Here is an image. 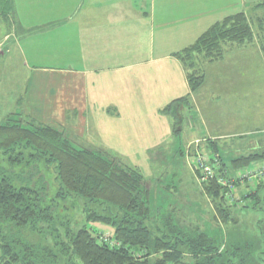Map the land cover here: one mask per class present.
<instances>
[{"label": "trees", "instance_id": "obj_1", "mask_svg": "<svg viewBox=\"0 0 264 264\" xmlns=\"http://www.w3.org/2000/svg\"><path fill=\"white\" fill-rule=\"evenodd\" d=\"M8 12L9 0H0V14ZM252 40L250 23L239 13L215 23L175 55L184 65L190 90L203 84V75L194 71L195 56L219 60L225 44ZM180 107L182 103L175 101L166 109L173 110L175 134L181 130L176 114ZM14 116L16 120L0 124V154L7 162V168L0 167V264L220 263L227 249L213 231H199L190 224L180 228L170 214L156 222L150 188L118 155L88 147L72 132L24 113ZM204 140L208 154L203 160L214 177L203 178L193 165L212 206L211 222L234 225L242 210L261 211L264 179L251 181L248 173L264 168L249 169L264 164V150L251 145L234 156L218 145L217 138ZM219 178L231 188L220 185ZM239 184L247 190L241 191ZM78 200L97 205L103 214L84 209L77 221L73 215ZM257 229L264 244V218ZM232 252L229 255L245 256L249 246H236Z\"/></svg>", "mask_w": 264, "mask_h": 264}, {"label": "crops", "instance_id": "obj_2", "mask_svg": "<svg viewBox=\"0 0 264 264\" xmlns=\"http://www.w3.org/2000/svg\"><path fill=\"white\" fill-rule=\"evenodd\" d=\"M39 1L41 29L16 40L29 68L22 113L124 158L172 144L166 109L192 93L175 55L215 23L244 14L264 49V0Z\"/></svg>", "mask_w": 264, "mask_h": 264}, {"label": "rangeland", "instance_id": "obj_3", "mask_svg": "<svg viewBox=\"0 0 264 264\" xmlns=\"http://www.w3.org/2000/svg\"><path fill=\"white\" fill-rule=\"evenodd\" d=\"M42 6L39 0H9L8 14H0V124L8 118L14 121V115L22 113L29 68L23 65L21 48L16 40L18 32L23 29H41L38 7ZM45 10L43 15L49 18V10ZM262 25L264 27V22ZM43 27L54 28V20L47 21ZM251 42L225 44L219 60L193 58L194 71L198 70L203 75V84L195 92L191 91L189 98L179 100L182 107L176 114L181 118L178 122L182 131L173 132L172 144L135 149L139 155L134 157L132 154L128 158L118 155L119 150L111 149L125 165L141 173L152 193V213L157 223H162L170 214L180 228L190 224L199 231H213L227 249L219 264H264V255H261L264 244L257 229L258 221L264 218V204L258 212L242 210L234 217V225L225 226L218 220L216 226L211 222L212 206L201 191L192 164L196 150L205 157L204 139L208 138H217L218 145L226 147L234 156L248 151L251 145L253 150H264V49L260 45L249 44ZM181 65L186 72L183 63ZM29 118L36 121L34 117ZM145 151H148L146 158L142 156ZM262 166L264 164L252 165L249 169ZM0 167L7 168L1 154ZM240 187L241 191L247 190L244 185ZM74 208L77 214L73 216L77 221H81L80 213L84 209L103 214L97 205L81 200ZM236 246H249V253L245 256L229 255L233 254L232 249Z\"/></svg>", "mask_w": 264, "mask_h": 264}, {"label": "built area", "instance_id": "obj_4", "mask_svg": "<svg viewBox=\"0 0 264 264\" xmlns=\"http://www.w3.org/2000/svg\"><path fill=\"white\" fill-rule=\"evenodd\" d=\"M192 164L196 165L198 167V169L200 170V174L203 175V178H213L214 174H213V170L211 169V167L208 165H206L204 163V158L200 155L199 151H195V156L192 158ZM251 176V181H260L264 179V168L257 170L256 172H252V173H248ZM218 183L224 187H229L231 188V185L227 184V182L222 179L219 178L218 179Z\"/></svg>", "mask_w": 264, "mask_h": 264}]
</instances>
